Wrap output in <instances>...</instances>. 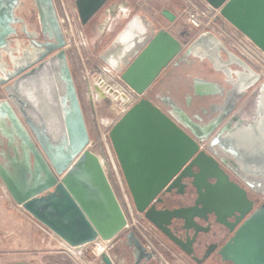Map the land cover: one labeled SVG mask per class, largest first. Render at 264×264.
<instances>
[{"label": "water", "instance_id": "1", "mask_svg": "<svg viewBox=\"0 0 264 264\" xmlns=\"http://www.w3.org/2000/svg\"><path fill=\"white\" fill-rule=\"evenodd\" d=\"M105 1L75 0L81 22L86 23ZM206 1L220 8L221 15L231 25L264 51V0ZM160 14L168 22L175 19V13L168 7ZM147 22L145 17L134 15L99 55L102 61L120 72L129 87L143 95L110 127L108 137L135 209L189 254L165 227L168 220L186 221L213 213L221 224L227 225L230 217L238 223L252 209L255 200L248 198V192L264 194V188L258 191L252 187L256 176L264 179L262 163L251 159L254 154L237 155L245 170V176L237 175L247 186L243 188L218 166L213 156L229 168L228 162L215 155L211 147L216 144L224 153L234 154L227 137H221L224 127L245 99L256 90L264 91V81H259L258 74L212 33L201 32L186 47L188 43H181L166 29L157 30L152 21ZM2 29L0 24V44ZM126 29L135 33L130 40L122 42L119 38ZM204 36L215 41L206 46L216 56L223 53L234 59L237 68L233 74L238 79L231 89L209 81L198 83L199 97L219 95L222 100L219 108L208 115L203 125L198 124L196 130L183 125L187 133L175 123L183 122L182 118L191 120L185 111L176 109L177 113L167 111V115L144 95L162 69L179 53H189L196 45L201 46ZM127 45L131 46L125 50ZM110 58L119 59L118 64L112 66ZM243 72L249 74L247 81L242 80ZM5 81H0L7 96L0 99V125H6L5 134L17 141L20 150L19 153L14 150L13 156H7L8 160L0 159V181L11 200L75 249L96 239H114L126 228L127 218L101 160L89 149L87 123L63 50L10 83ZM43 82L51 87L49 98L41 97ZM262 105L264 109V95ZM17 114L36 142L27 134ZM201 143L204 148L195 155ZM191 157L190 164L199 170L196 184L205 188L204 192L199 190L196 206L171 212L156 210L152 201L173 176L176 175L174 186L184 177L192 178L195 186V174L192 175L189 168H182ZM207 179H212L213 184ZM127 240L133 243V264L152 257L133 232L127 234ZM222 251L233 264H264V208H256L244 220ZM101 259L104 264H113L107 255H102Z\"/></svg>", "mask_w": 264, "mask_h": 264}, {"label": "flooded vegetation", "instance_id": "2", "mask_svg": "<svg viewBox=\"0 0 264 264\" xmlns=\"http://www.w3.org/2000/svg\"><path fill=\"white\" fill-rule=\"evenodd\" d=\"M117 8L122 12L125 10V12L120 18L117 16V20H115L112 25L105 28L104 31H108L105 38L107 40L114 35L115 29L119 27V24L123 19H126L125 22L127 23L134 16L132 14L133 10L128 9V7L125 8L122 0H106L84 24L81 22L75 0H0V24L3 28L1 31L2 42L0 44V81L7 80L5 83H10L18 75L39 66L41 63H46L52 56L59 53L60 50H63L74 80L85 121L87 122L88 120L91 122L87 116L86 103L83 102L78 93V84L75 82V77L73 75L76 65L80 64L78 63L80 58L74 53L76 51L79 52V46L77 47V44L73 41L75 40L73 27L76 26V24L72 23V21H74L72 16L74 14L76 15L77 24L81 29V32L85 33L96 21V15L102 10L110 12ZM161 10L162 9H160V11ZM160 11L157 20H152V23L157 30L160 28L166 29L181 43H188L185 45L186 47L197 38L199 34L192 40L189 39L190 33L187 30H180L177 33L169 30L167 26L165 27V25H163V21H166L168 25L172 24L176 20V14L175 19L172 22H168L163 16H161ZM144 17L146 18V23H148L147 21H151L145 14ZM160 19L163 21H160ZM67 20H69V22ZM146 28L149 29L150 27L146 26ZM83 34L81 33V35ZM202 39L203 43L201 46L196 45L189 53H179L173 61L162 69L158 78L147 89L144 95V97L151 100L166 114L167 111L177 113L176 109L185 111L191 117V120L183 119L181 117L183 122L175 123L187 133L188 131L183 125H186L191 130H196L197 125H203L207 121L206 119L208 118V115L215 111V109L217 110V108H219V102H221L214 97H199L196 91V86H198L200 81H204V79L198 77L196 71L194 72V67L196 70L199 64L204 65L205 61L216 60L215 53L206 46L207 44H215V41L210 36H204ZM103 42L104 40L101 39L99 42L101 43V46L98 47L101 48ZM93 50V53L91 52V57L101 60L99 58L101 52L98 48L96 47ZM216 62L217 61H215V64H218ZM205 66V72L208 73L209 68L206 64ZM92 69L99 70V65H95ZM182 69H184V77L186 78L185 85L188 88H191V93L186 91L182 93L180 92V94V84L174 85L171 88L165 86L166 82H168L174 75L179 74ZM15 73L17 74L15 75ZM46 83L47 82H43L41 86L42 91L40 92H42V98H49L50 96L51 87L45 85ZM6 97L4 85L0 84V99ZM249 101H251V97L247 100L246 105ZM27 104L28 102L25 103V105ZM228 104L230 105L231 102H228ZM258 114L259 112L256 113V116L254 117L255 121L258 120ZM235 118H237V114H235L230 121ZM19 120L27 134H29L31 139L36 142L20 117ZM207 128H210V125H208ZM247 129L250 130L251 135L246 132ZM263 130L264 122L226 123L221 137H227V144H229L230 149L232 148L231 151L234 152V154L230 152L224 153L216 144L211 147L215 152V155L228 162L229 168L219 162L216 156H213V154L208 152L215 158L218 166L229 174V178L243 188H246L247 186L237 177V175L245 176V170L239 163L237 157L245 156L247 152L249 156L253 154L257 155L258 152H261V150L264 149L263 139L261 138L264 136ZM5 131H7L6 125L2 123L0 125V159H2V154L4 152L6 154H8V152L12 153L13 151L11 150H15V153L20 152L17 141L13 138H9L5 134ZM248 138H251L252 142H249ZM250 143H253V145ZM199 145V149L196 151L195 155L204 148L203 143ZM249 146L252 149H248ZM193 157L185 162L182 168H189L192 175L195 174V186L191 183L192 178L189 177L179 178V185L174 186V183L176 182L174 181V178L176 175L173 176L153 199L152 205L156 210L171 212L179 209L185 210L196 206V201L199 198V190L204 192L205 188L204 186L199 187L196 184V175L199 173V170L196 165L190 164ZM257 177L259 179L261 178V176H256V178ZM207 181L209 184H213L212 179H207ZM251 183L253 184V181ZM258 187L259 189L257 190L262 191L264 185ZM248 198L251 200L255 199L252 209L238 223H236V220L233 217H230L227 218V225L221 224L216 221L213 213H208L204 217L194 216L191 220L188 219L186 221L181 218H171L168 220L165 227L169 229L172 236L184 245L185 249L189 250V254L183 251L179 244L170 240L153 223L154 234L156 237L151 240V244H148L142 235H140L134 228H127L122 235H120L119 243H122L128 252L127 255L123 253L120 254L118 263H134L132 255L133 243L131 240H127V234L133 232L147 252H149L152 257L158 258L161 264H169L170 262L160 254L159 247L165 250L167 254L172 255L171 257L175 264H233L230 259L226 257V254H224L223 251L221 252V249L234 236L238 227L256 208H264V194L256 195L250 190L248 192ZM144 218L146 217L144 216ZM127 256L129 259L126 260ZM147 262L148 260L145 261L142 259L140 264H147Z\"/></svg>", "mask_w": 264, "mask_h": 264}, {"label": "built area", "instance_id": "3", "mask_svg": "<svg viewBox=\"0 0 264 264\" xmlns=\"http://www.w3.org/2000/svg\"><path fill=\"white\" fill-rule=\"evenodd\" d=\"M180 2L184 6L181 17L187 22L191 31H195V34L205 31L212 33L228 49L253 68L258 74L259 81H264V51L248 36L231 25L221 15L220 8L212 6L206 0H180ZM82 79L87 100L86 105L88 104L89 115L95 133L94 137H96L90 139L89 149L96 153L101 160L103 169L126 215V227L134 228L148 244H151V240L156 237L154 225L144 218L142 212H138L133 206L119 164L108 140V128L116 121H107L103 117H98L97 111L99 102L109 101L114 106V109L121 110L120 113L122 115L141 95L122 80L120 73H114L113 68L108 64L99 65V70L90 68L87 73L82 75ZM92 144L100 145L102 152L97 153L94 151ZM112 240L96 239L80 247L79 249L81 250L75 254L80 255L89 246L94 245L90 249V253L94 255V258L86 261L82 260L81 264H103L102 255H107L112 261L113 259L109 254V249L110 247L112 248ZM65 245L67 244L65 243Z\"/></svg>", "mask_w": 264, "mask_h": 264}, {"label": "crops", "instance_id": "4", "mask_svg": "<svg viewBox=\"0 0 264 264\" xmlns=\"http://www.w3.org/2000/svg\"><path fill=\"white\" fill-rule=\"evenodd\" d=\"M159 1L161 2L163 0ZM165 7H168L173 12L175 11L174 7L169 5L168 0H164L160 9ZM215 61H217L216 63L220 66L215 64ZM215 61H205V64L209 68L208 73L205 72V64H199L196 70L194 67V72L196 71L198 77L204 79V81H209L220 87L231 89L232 85L235 84L238 79L233 74V71L237 68L236 64L233 62L234 59L222 53L221 55L216 56ZM183 71L184 69H182L179 74L174 75L168 82H166L165 86L171 88L174 85L180 84L179 93L186 91L191 93V88H188L185 85L186 78L184 77ZM243 74L242 80L244 81L245 79V81H247L249 75L248 72H243ZM263 92L264 91L256 90L255 93L250 95L251 101H249L247 105L246 102L250 97L245 99L238 112L235 113L237 114V118L230 122H254V117L258 112L257 121L264 122V109L262 105ZM214 98L220 101L222 100L219 95H216ZM247 133L251 135L250 131ZM261 138L264 143V136ZM248 141L252 142V139L248 138ZM250 144L253 145V143ZM249 148L251 147L249 146L248 149ZM11 151H13L12 153L14 154V150ZM263 152L264 149L263 151L261 150V152H258L257 155H253L252 158H249L252 160L253 158L258 159L259 164L261 165L262 163L263 165L261 168L264 170ZM12 153L8 152V154H6L4 152L2 158L8 160L7 156H13ZM263 180L262 177L260 179L258 177L254 178L252 187L254 189H259L258 186L264 185ZM6 199L7 203L5 207L0 209V264L12 261H29L34 264H47V256L54 255L57 252L56 250L62 249L64 251L65 243L56 234L31 217L21 207L17 206L11 200L9 194ZM170 256L172 255L170 254Z\"/></svg>", "mask_w": 264, "mask_h": 264}, {"label": "rangeland", "instance_id": "5", "mask_svg": "<svg viewBox=\"0 0 264 264\" xmlns=\"http://www.w3.org/2000/svg\"><path fill=\"white\" fill-rule=\"evenodd\" d=\"M122 1H123V6L125 8L128 7V9L133 10V13H132L133 15H141L144 17V14H145L147 16V18L150 19L151 21L155 20V19L157 20V17L159 16L160 8L162 7V4L164 3V0L161 2L159 0H122ZM168 2H169V5L173 6L175 9L174 13L176 14V20L170 25H168L167 22L163 21L162 19H160V21L162 20L163 25H165V27L167 26L168 29L171 31H175L177 33L180 30H187L190 33L189 39L192 40L193 38H195L198 34H195V31H191L187 22L184 21V19L181 17V12L184 9V6L180 2V0H168ZM123 10H124V8H123ZM124 12H125V10L122 12V11L118 10V8L114 9V11L111 10L110 12H108L107 10H102L99 14L96 15V17H95L96 21L92 24L91 28H89V30L86 31L85 33L81 32V29L79 28V26L77 24L76 15L74 14L72 16V18L74 20V21H72V23L76 24V26L73 27V32H75V35H74L75 40H73V41L77 44V47L79 46L78 47L79 52L76 51L74 53L76 54V56H78V58H80L78 61V63H80V64L76 65V68L74 70L73 75L75 77L74 78L75 82L78 84V93L81 96V99L83 100V102H85V103H87V100L85 97V89L83 86L82 75L87 73L90 70V68H92V67L94 68L95 65L107 64L102 60L92 58L91 57V54L93 53L92 50L97 47L100 52H103V50H105L109 46L112 39L120 31H122L125 28V25H126L125 20L126 19L125 20L123 19V21L119 24V27L117 29H115L114 35L111 36V38H109L108 40L105 39L107 36V32H108V31H104L105 28L112 25L113 22L115 20H117L118 17L120 18ZM67 21L69 22V20H67ZM81 33L82 34L84 33V34L81 35ZM101 39H103L104 42L102 44V47L100 48L98 46H101V43H99ZM81 70H83V71H81ZM113 71H114V73H120L117 69H113ZM86 106H87V108H86L87 109V116L91 120V117L89 115L88 104ZM97 111H98V115H99L98 117H100V118L103 117L107 121H116L121 116V113H120L121 110L120 109H114V106H112V104L109 101L99 102L97 104ZM86 123H87V128H88L90 139L96 138V137H94L95 133H94L92 122H89L87 120ZM110 127L108 128V131H109ZM106 130H107V128H106ZM108 140H109V137H108ZM109 142H110V140H109ZM92 148L97 153H100V151L102 152V147H100V145H93L92 144ZM7 196H8V192L5 188V186L0 181V209L5 207V205L7 203V199H6ZM129 196H130V194H129ZM130 199H131V196H130ZM131 202H132V199H131ZM121 203H122V201H121ZM125 229L119 235H117L111 242L112 248L110 247L109 254H110V257L113 259L112 261L114 264H119L118 259H120V254L123 253V254L127 255V252H128L127 249L125 248V246L122 243H119V237H120V235H122V233L125 231ZM93 246L94 245L89 246L86 251H83L80 255L79 254L76 255L75 253L79 252L81 249L77 250L75 248L69 247V246L64 244V251L62 249L56 250L57 252L54 255L47 256V264H81L82 260L86 261L88 259L94 258V255H92V253H90V249H92ZM159 251H160V254L168 262H170L169 264H175L173 258L169 254H167L165 252V250H163L161 247H159ZM127 259H129L128 256L126 257V260ZM147 264H161V263H160L158 258L151 257L148 260Z\"/></svg>", "mask_w": 264, "mask_h": 264}, {"label": "bare ground", "instance_id": "6", "mask_svg": "<svg viewBox=\"0 0 264 264\" xmlns=\"http://www.w3.org/2000/svg\"><path fill=\"white\" fill-rule=\"evenodd\" d=\"M134 25V24H133ZM133 29V27H132ZM238 30V29H237ZM135 32H133V30H129V29H126L121 35H120V38L119 40L122 41V42H127L128 40H130L133 35H134ZM132 43V42H131ZM131 45H127L125 50L129 49ZM119 62V59H115V58H110L109 59V63L112 65V66H116Z\"/></svg>", "mask_w": 264, "mask_h": 264}]
</instances>
